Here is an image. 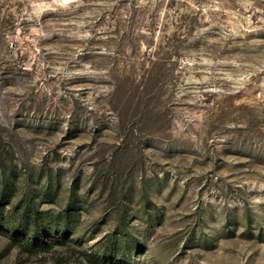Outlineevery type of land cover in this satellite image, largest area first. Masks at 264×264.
<instances>
[{
	"label": "rangeland",
	"instance_id": "rangeland-1",
	"mask_svg": "<svg viewBox=\"0 0 264 264\" xmlns=\"http://www.w3.org/2000/svg\"><path fill=\"white\" fill-rule=\"evenodd\" d=\"M117 228L140 264H264V0H0V264Z\"/></svg>",
	"mask_w": 264,
	"mask_h": 264
},
{
	"label": "trees",
	"instance_id": "trees-1",
	"mask_svg": "<svg viewBox=\"0 0 264 264\" xmlns=\"http://www.w3.org/2000/svg\"><path fill=\"white\" fill-rule=\"evenodd\" d=\"M26 210L22 211V215L25 214ZM118 222L120 225L121 221ZM27 235L13 231L10 234V245L21 247L22 250L28 252L47 251L49 248L63 245L67 239V235L59 233L57 226L52 228L50 233H47L44 237L32 235L31 238L26 239ZM132 248H135V246H129L127 236L117 228L114 229L113 235L108 234L99 237L93 243L90 252L83 250L82 258L80 257L76 264H122L124 256H127L126 260H130L128 264H140L136 260L138 252L131 251L130 257L127 253H124L125 249L129 252Z\"/></svg>",
	"mask_w": 264,
	"mask_h": 264
}]
</instances>
